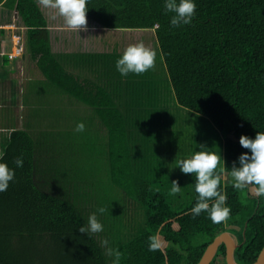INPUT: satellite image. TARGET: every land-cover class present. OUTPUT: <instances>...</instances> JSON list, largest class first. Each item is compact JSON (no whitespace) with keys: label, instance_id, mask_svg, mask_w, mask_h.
<instances>
[{"label":"trees","instance_id":"1","mask_svg":"<svg viewBox=\"0 0 264 264\" xmlns=\"http://www.w3.org/2000/svg\"><path fill=\"white\" fill-rule=\"evenodd\" d=\"M196 4L193 22L180 27L170 24L172 14L164 11L163 0H87L86 15L106 28L152 31L176 105L188 109L191 118L205 116L224 137L216 152L225 161L221 187L230 214L219 223L205 212L193 218L190 209L197 193L191 174L181 173L178 182L183 189L172 194L170 177L165 188L158 189L137 171L129 149L130 122L114 103L97 100L90 80L65 69L52 51L48 16L39 2L0 0V6L18 14L26 29L25 46L44 78L99 110L109 128L112 153L109 178L96 176L83 184L81 167L72 168L59 157L63 139L56 135V123L42 126L39 117L25 118L24 128L13 129L0 153V159L15 168L14 181L0 192V264H113L109 249L120 252L119 264H196L225 230L239 237L235 256L240 264L257 259L264 247V195H258L255 184L234 189L229 167L247 151L239 144L240 136L264 132V0H196ZM33 120H40V127ZM197 131L191 130L192 148L207 144L206 134L197 137ZM68 139L69 145L75 144ZM20 156L24 164L16 168L14 161ZM105 192L117 200L105 201ZM119 202L124 203L123 219L112 214ZM127 205L146 209L144 224L132 233L124 232L132 226L124 217ZM99 207L105 209L97 214L103 231L80 233L79 226ZM150 236L160 241L154 251L148 247ZM225 256L222 244L210 264H219V257Z\"/></svg>","mask_w":264,"mask_h":264},{"label":"crops","instance_id":"2","mask_svg":"<svg viewBox=\"0 0 264 264\" xmlns=\"http://www.w3.org/2000/svg\"><path fill=\"white\" fill-rule=\"evenodd\" d=\"M46 15H48L52 51L55 49L54 40L59 41V47L62 49H59V53L53 52L57 57H60L65 69L71 71L82 80H90L94 84L95 97H98L97 100L99 102L114 103L117 106L119 113L130 122L128 125L126 124V128L127 133L129 134L130 132L131 134V136L129 135V149L137 171L141 170V174L144 177L146 176L149 185L158 189L165 188L166 181L169 179L166 167L169 171L171 160L176 162L175 160L180 159L169 154H164L162 157L160 154L154 153V150H151L150 143L154 138H160V134L163 131L167 129L173 130L170 129V126H173L171 110L173 99L169 96L172 93V85L166 83L168 88H171V92L170 90L168 92L162 91L160 95V79L158 76L156 77L158 80L154 79L151 84L146 83V86L150 87L149 91L143 89L146 86L133 82L125 83L126 81L121 82V85H119L121 88H117L119 92L116 91L115 88L113 89L115 85H112L110 73L107 71L111 66L108 64L110 60H105L107 56L105 53L106 44L103 38L96 35V31H104L106 27L104 29L101 23L87 17L86 29L78 31L67 27L59 28V25H62L59 20L55 22L56 26L54 27L50 15L48 13ZM5 24L0 23V153L10 132L15 128H24V120L27 113L24 94H21L20 101L17 102L18 94L14 89V84H12L14 83L12 80L13 74L16 75L17 71H20L19 73L22 75L26 73V65L19 66L21 69H17L18 64L16 62L22 60L20 58L24 55L10 59L8 54L13 48V42L9 39V33L6 28L12 30L11 35H13L15 34V26H12V23L7 26H4ZM21 74L20 77L22 76ZM21 79L22 82L19 84V88L23 92L27 81L33 79L42 81L44 77L34 78L29 76L27 79L25 77ZM73 99L77 100V104L84 106H80V111H77L79 117L78 119L74 118V124L65 122L69 120L66 115H59V136L63 139L62 143L61 141L59 142L61 146L59 147V157L65 160L67 164H70L72 168L81 167L83 175L81 174L80 176L84 179V181H81L83 184L92 183L96 176L100 179L103 175L102 178L107 180L110 176L112 157L109 128L104 124L98 109L87 105L77 97ZM75 122L77 123L75 124ZM80 122L85 124V132L75 131L76 125ZM69 137L75 144H68L70 142ZM198 150L200 148L190 149V145L187 148H181L183 153H188V157ZM171 154L173 155L174 153L171 152ZM179 176H181V173ZM154 182L158 183L155 185ZM120 199L126 201L121 192ZM127 207L128 212L124 217L132 218L137 215L146 217L145 207L140 205H127ZM128 213L132 217L128 216ZM130 224L133 225L132 223Z\"/></svg>","mask_w":264,"mask_h":264},{"label":"rangeland","instance_id":"3","mask_svg":"<svg viewBox=\"0 0 264 264\" xmlns=\"http://www.w3.org/2000/svg\"><path fill=\"white\" fill-rule=\"evenodd\" d=\"M37 1L39 2L43 11L50 15V19L54 27L56 26L55 22L59 20V23L62 24V25H59V28L61 27L68 28V26L66 25L64 21V17H62L59 14L58 9L51 8V7H45L41 3V0H37ZM0 23H6L4 26H7L8 24L12 23V26H15L14 33L22 34L24 38V43H25L26 29L25 27L22 26V23L16 11L9 10L5 8L4 6H0ZM11 28H14V27H11ZM6 30H8L9 39L13 42V35H11L12 30L8 28H6ZM96 35L103 38L106 44L105 53L107 54V56L105 60L107 61L110 60L108 61L109 63L108 62L107 63L111 67L107 69V71L110 73V81L112 85H115L113 89L115 88V90L118 91L117 88L118 89L121 88V86L119 85H121V82L123 81H126L125 83L133 82V83H139L142 86H146V83L151 84V82H154V79H156V77L159 76L160 95L162 94V91L168 92L170 90L171 92V88L169 89L166 84V83L168 84L170 83L167 77L168 75L166 73V69L161 70L162 69L161 63H160V60L162 62L161 53L159 51L158 52L155 51L158 45L154 37V33L152 31H142L139 29L131 30V29H125V28H122V29L106 28L104 31H96ZM12 42H11V46H12ZM140 42H143L146 47L151 48L156 52V59H155L154 66L151 69H149L147 72L139 74V75L129 73L127 76H121L115 67L116 60L120 57V55L123 53L126 47H128L131 44L140 43ZM54 45H55V49L53 51L55 53H59V49H62L61 47H59V41L54 40ZM13 46H14V42H13ZM13 49L14 47L12 48V50ZM24 53H25L24 56L20 58L22 60L16 61L18 64V67H17V64H16V67L18 69L19 66L22 67V65H26V73L25 75L24 73L22 75L21 73H19L20 71H17L16 75L13 74V79H12L14 81V83H12L14 84V89L16 93L18 94L17 95L18 97L16 98L17 102L20 101L21 94L23 95V92H21V88H19V84H21L22 82V79H21L22 77L23 78L25 77L26 79L29 76H32L34 78L44 77V75L38 69L37 63L35 62V60L31 58L30 52L26 48V46H25ZM20 74L22 75L21 77H20ZM44 79L42 81L39 79H33L31 81H27L25 85L26 87L25 92L28 98L27 104H26V106L28 105L26 108V112H27L26 120L39 117L42 120L41 121L42 126H49L50 124L52 125L56 123L58 126L57 127L58 130H56L57 131L56 135H57L59 133V112H61L63 115H66L67 119H69L65 122H67L68 124H74V118L78 119L79 117V113L77 111H80V106H84V105L77 104L76 103L77 100L73 99L76 97L71 96L67 93H64L57 86L50 83V81H47L46 79L45 80ZM143 89H146L149 91L150 87L146 86ZM172 94L173 93H170L169 96H171L170 98L173 99V102H172L173 107L171 108L172 116H173L172 117L173 126H170V129H173V130L167 129L166 131H163L160 134L161 135L160 138H157V139L154 138L153 141L150 143L151 150H154V153L156 152L157 154H160L162 157L164 156V154H169L178 159L187 158L188 153L187 152L183 153L181 151V148H183L185 144L187 146H189L190 144V149L193 147L191 145V140H190L191 134H192L191 130L193 127H196L198 131L196 132L195 135L197 137L201 136V138H205L204 136L206 134V137H207L206 146L210 147L211 151H216L217 146L220 147V144L223 142L224 137L213 127L212 123L205 116H202V118H200V116L197 115L198 117L195 116L194 118H191L190 112L188 109H185L178 104L176 105V100H174V95ZM37 103H39V105ZM39 121L40 120L38 121L33 120L34 123H37ZM76 123L77 122H75V124ZM37 124L40 127V122ZM213 129H215L217 133ZM171 152H173L174 154L172 155ZM172 161L173 160H171L170 165H169V171L165 165L166 172H168V176L170 177L169 181L170 182H172L173 180L179 181V179L180 178L182 179L183 176H179L181 171L177 167L176 162L174 161L172 162ZM175 161H178V160H175ZM85 165L87 164L85 163ZM173 174L174 176H172ZM223 178L227 181L228 180L227 174H224ZM100 182L103 183V181H100ZM183 182L186 183L187 180ZM185 186L186 188H188L187 184H185ZM181 189L183 188L181 187ZM250 191L253 193H256L255 190H250ZM106 197H107V200H113V201L117 200V198L114 197L113 195L108 196L107 192H105V199H104L105 201H106ZM120 203L121 202L118 203L119 206H116L117 209L114 210L112 214L114 216H117L116 218L123 219L122 213H123L124 203H121V205ZM128 216L132 217V215H130L129 213H128ZM129 220H131L130 223H132L133 225L131 227L124 228V232L126 233L135 232L137 228H140L145 222V217H140L137 215L136 217L134 216L132 218H129ZM121 225L123 224L119 222L118 220V226L120 229H122ZM111 228H112V225H111ZM223 262H226V259L223 257H219V264H223Z\"/></svg>","mask_w":264,"mask_h":264},{"label":"clouds","instance_id":"4","mask_svg":"<svg viewBox=\"0 0 264 264\" xmlns=\"http://www.w3.org/2000/svg\"><path fill=\"white\" fill-rule=\"evenodd\" d=\"M45 7L58 9L59 14L69 29L82 30L87 27V0H41ZM163 8L166 13H171L170 24L174 27L189 25L196 15V0H163ZM156 52L144 45L143 42L131 44L115 62L116 70L121 76L129 73L142 74L154 66ZM85 124L76 125V132H83ZM239 144L247 151L242 152L231 165L230 177L234 189L242 190L255 184L258 186V195H264V132H257L255 137L242 134ZM199 151L190 157L176 161L177 167L183 174H191L195 177L194 190L197 193L196 202L190 209L193 218L202 212L207 213L208 219L213 223L227 220L230 207L227 206V195L221 187V173L225 161L221 153L211 151L210 147L200 145ZM15 167H23V157H17ZM15 179V168L0 159V192L9 188L10 182ZM181 190L178 181L171 182V193L176 194ZM104 207H99L87 217L86 223L79 226V232L86 235L103 231V224L97 214H103ZM149 250L154 251L160 247V241L154 236L149 237ZM109 254L114 257L113 264H119L120 252L109 249Z\"/></svg>","mask_w":264,"mask_h":264},{"label":"water","instance_id":"5","mask_svg":"<svg viewBox=\"0 0 264 264\" xmlns=\"http://www.w3.org/2000/svg\"><path fill=\"white\" fill-rule=\"evenodd\" d=\"M226 246V264H240L236 259V249L241 245L239 237L232 231L220 232L206 247L201 259L196 264H210L218 253L220 246ZM251 264H264V247L257 259Z\"/></svg>","mask_w":264,"mask_h":264},{"label":"built area","instance_id":"6","mask_svg":"<svg viewBox=\"0 0 264 264\" xmlns=\"http://www.w3.org/2000/svg\"><path fill=\"white\" fill-rule=\"evenodd\" d=\"M14 49L9 52L10 59L24 55L25 52V43L22 34L15 33L13 34Z\"/></svg>","mask_w":264,"mask_h":264}]
</instances>
